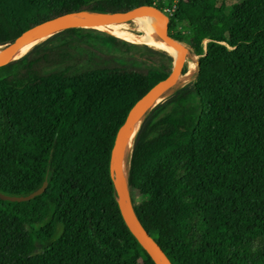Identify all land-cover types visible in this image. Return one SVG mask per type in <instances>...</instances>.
<instances>
[{
    "label": "trees",
    "instance_id": "trees-1",
    "mask_svg": "<svg viewBox=\"0 0 264 264\" xmlns=\"http://www.w3.org/2000/svg\"><path fill=\"white\" fill-rule=\"evenodd\" d=\"M139 2L164 7L0 0V45L60 15ZM170 19L200 57L132 138L130 201L173 264H264V0H178ZM167 52L69 28L0 67V191L48 181L33 199H0V264H157L121 214L111 153L131 108L171 73Z\"/></svg>",
    "mask_w": 264,
    "mask_h": 264
},
{
    "label": "water",
    "instance_id": "water-1",
    "mask_svg": "<svg viewBox=\"0 0 264 264\" xmlns=\"http://www.w3.org/2000/svg\"><path fill=\"white\" fill-rule=\"evenodd\" d=\"M138 8L150 10L163 19V28L159 30L158 36L169 42L178 49V56H174V66L171 73L163 80L156 83L146 94H144L131 108L129 115L124 124L119 128L111 153V175L117 195V202L121 214L132 230V232L141 241L144 247L149 251L157 264H173L158 242L150 235L146 228L142 225L132 203L129 194L125 191L124 179L126 174V140L133 137L136 130L148 111L152 106L163 100L162 98L170 93L183 79L186 73V66L190 54V46L178 40L170 34V17L158 5L149 2L136 3L122 11L109 14H87L100 15L102 18H75L74 15H60L55 18L41 22L35 26L25 30L16 38L3 44L0 51V67L7 64L14 58L18 48L28 41L32 36L53 34L55 32L69 29H100L115 23L123 22ZM85 14V13H84ZM48 186L45 180L43 185L28 195H10L0 191V199L10 201H27L44 193Z\"/></svg>",
    "mask_w": 264,
    "mask_h": 264
},
{
    "label": "bare ground",
    "instance_id": "bare-ground-1",
    "mask_svg": "<svg viewBox=\"0 0 264 264\" xmlns=\"http://www.w3.org/2000/svg\"><path fill=\"white\" fill-rule=\"evenodd\" d=\"M141 13H146L149 15H138ZM104 16H99L98 18H102ZM75 18H77L75 16ZM89 19H92V17L89 16ZM127 19H131L134 23L135 26L133 27L134 29L139 30L140 32L138 33H134L131 32L129 30H127L128 28L125 27L124 25L121 26H117V27H102L101 29L106 30V31H110L112 32V34L118 35L126 40L132 41V42H136V43H147L153 46H156L158 48H161L163 50L168 51L169 53H171L174 56H178V49L173 46L172 44H170L169 42L163 40L162 38H160L157 34H155L153 32V30L149 29V28H156V29H162L163 28V19L161 16H159L158 14L147 10V9H143V8H138L134 13H132ZM121 24H123L124 22H119ZM154 33L157 38L153 37L151 33ZM48 35V34H45ZM45 35H37V36H32L28 41H26L25 43H23L18 50L15 53V56L18 57L21 54H23L24 52H26L30 47H32L34 44H36L40 38L44 37ZM167 52V53H168ZM190 57L197 61V58L191 54ZM196 66L192 65V67L190 68V70L188 71L187 74H185L187 76H189L194 70H195ZM183 77V78H185ZM189 86V85H188ZM186 88V87H185ZM132 138H129L126 140V174H127V167H128V154H129V150H130V146L132 143ZM124 187H125V191L128 193V185H127V178L125 177L124 179Z\"/></svg>",
    "mask_w": 264,
    "mask_h": 264
},
{
    "label": "rangeland",
    "instance_id": "rangeland-1",
    "mask_svg": "<svg viewBox=\"0 0 264 264\" xmlns=\"http://www.w3.org/2000/svg\"><path fill=\"white\" fill-rule=\"evenodd\" d=\"M74 16H76L77 18H85V17H89V16L92 17V18H97V17H99L100 15H87V14H84V13H78L77 15H74ZM123 22H124L123 25H124L125 27L128 28L127 30H129V31H131V32H134V33H138V32H140L139 30L133 28V27L135 26V23H134L131 19H127V18H126ZM102 30H103V29H102ZM159 30H160L159 28L156 29V34H158ZM104 31H106V30H104ZM107 32H110V31H107ZM110 33H112V32H110ZM48 36H49V34H48V35H45L44 37L40 38L39 41L45 39V38L48 37ZM39 41H38V42H39ZM128 41H129V40H128ZM141 44H147V43H141ZM149 45H150V44H149ZM150 46H153V45H150ZM2 47H3V46L0 45V51H1ZM153 47H156V46H153ZM157 48H158V47H157ZM190 55H191V53L189 54V59H188V63H187V66H186V70L188 69V71L190 70V68L192 67V65L197 66L198 59H199V57H200V55L193 54V55L197 58V61H195V60H193V59L190 57ZM187 73H188V72H186L185 74H187ZM185 74H184L183 77L186 76ZM168 95H169V93L166 94L162 99L166 98Z\"/></svg>",
    "mask_w": 264,
    "mask_h": 264
},
{
    "label": "built area",
    "instance_id": "built-area-1",
    "mask_svg": "<svg viewBox=\"0 0 264 264\" xmlns=\"http://www.w3.org/2000/svg\"><path fill=\"white\" fill-rule=\"evenodd\" d=\"M157 1L163 2L164 7L162 8V10L171 18V16L176 10V3L178 0H174V3L172 5L169 4V0H157Z\"/></svg>",
    "mask_w": 264,
    "mask_h": 264
}]
</instances>
